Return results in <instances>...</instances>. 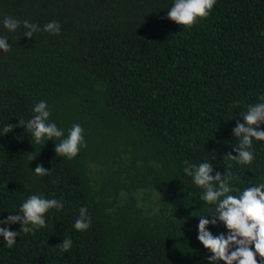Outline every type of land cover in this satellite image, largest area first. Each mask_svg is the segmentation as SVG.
Here are the masks:
<instances>
[{
    "label": "trees",
    "instance_id": "trees-1",
    "mask_svg": "<svg viewBox=\"0 0 264 264\" xmlns=\"http://www.w3.org/2000/svg\"><path fill=\"white\" fill-rule=\"evenodd\" d=\"M172 2L0 0V36L12 46L0 50V220L32 194L64 201L12 248L0 237V264H208L197 226L212 206L199 201L184 161L223 174L224 155H236V120L264 95V0H217L190 29L166 18ZM5 16L20 27L5 29ZM24 20L41 29L58 21L60 34L28 39ZM41 100L65 135L74 123L84 128L76 158L57 157L59 140L35 144L23 127L3 136ZM253 151L250 166L231 162L241 191L264 183V141ZM38 164L51 175L36 176ZM84 206L92 222L81 232ZM65 237L72 247L61 252Z\"/></svg>",
    "mask_w": 264,
    "mask_h": 264
},
{
    "label": "clouds",
    "instance_id": "clouds-1",
    "mask_svg": "<svg viewBox=\"0 0 264 264\" xmlns=\"http://www.w3.org/2000/svg\"><path fill=\"white\" fill-rule=\"evenodd\" d=\"M216 2L217 0H173L166 18L184 29H190L210 16ZM2 24L11 32L20 27L21 21L5 16ZM23 27L27 30L24 37L28 39L39 31L50 35H59L61 31L58 21H51L41 29L39 25L24 20ZM11 47L8 38L0 36V50L7 53ZM259 99L261 102L247 106V110L241 114L242 118L236 120L232 129L238 143L233 146L236 155L231 152L224 155L223 160L228 161V170L221 174L219 171L214 172L212 164L207 161L199 164L184 161V173L191 177L193 185L201 190L199 201L203 207L212 206L211 214L199 217L197 226V239L210 253L205 257L208 264H264V183L245 187L241 191L232 185L234 177L230 171L233 167L232 161L240 166H250L255 159L253 141H264V130L260 128L264 124V95ZM32 112V117L27 121L19 119L16 125L6 124L3 127V136L13 132L16 127H23L31 134L35 144L43 146L49 140H59V143L55 142L54 152L57 157H64L69 161L76 158L82 148L87 147L85 130L80 123L72 124L65 135L64 129L49 121L51 112L46 101L35 103ZM36 156L35 152L30 153L29 160H35ZM33 172L40 177L51 175V170H46L39 164ZM63 208V199H48L43 195L32 194L20 204L18 213L0 220V224L9 226L19 223V230L12 231L8 227H0V237H3L7 248H12L21 232L34 235L36 230L47 226L45 214L49 210L60 211ZM91 222L87 207H81L74 223L75 230L86 231ZM218 224L227 229L226 234L221 232L213 235L208 230L209 225ZM72 243L70 238L65 237L63 242L55 247L61 252H67L70 251Z\"/></svg>",
    "mask_w": 264,
    "mask_h": 264
}]
</instances>
